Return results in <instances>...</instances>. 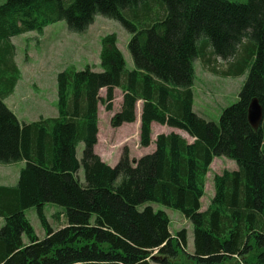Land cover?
Returning a JSON list of instances; mask_svg holds the SVG:
<instances>
[{"label": "trees", "instance_id": "trees-1", "mask_svg": "<svg viewBox=\"0 0 264 264\" xmlns=\"http://www.w3.org/2000/svg\"><path fill=\"white\" fill-rule=\"evenodd\" d=\"M98 15L130 34L134 70L109 35L102 41L101 72L87 66L58 74V116L21 123L4 102L21 76L13 37L43 34L59 21L83 33ZM208 50L232 65L227 76L248 70L239 100L218 123L194 112L195 61L206 60ZM116 89L123 103L111 118L113 128L136 122L142 102L141 146L152 144L153 123L184 131L193 142L160 134L152 154L131 160L125 151L114 167L103 162L94 151L99 105L113 111ZM254 99L264 115V0H6L0 5V165H26L17 185H0V264H183L177 261L187 253V230L173 236L168 214L149 203L191 222L196 264H264V118L254 129ZM218 157L238 169L215 176V195L202 212ZM47 204L63 208L54 215L63 227L51 226ZM32 208L44 239L26 217Z\"/></svg>", "mask_w": 264, "mask_h": 264}, {"label": "rangeland", "instance_id": "rangeland-1", "mask_svg": "<svg viewBox=\"0 0 264 264\" xmlns=\"http://www.w3.org/2000/svg\"><path fill=\"white\" fill-rule=\"evenodd\" d=\"M234 2L245 3L247 0H231ZM6 0H0V5L5 3ZM136 23L135 20L132 19ZM114 34L117 38V47L123 55L127 69L134 70V62L128 49V43L131 39L128 31L118 22L113 19L106 18L98 15L95 18V22L83 33H75L69 30L66 21H59L55 24L49 25L43 34L38 32H28L20 36L13 37V44L17 50V62L20 71H22V81L19 83L16 94L6 101V104L10 108V104L13 102L16 104L14 114L17 115L20 122L30 123L39 113L44 111L43 104L48 112L55 109L54 116H58V97H57V76L60 72L68 67H75L78 71L90 66L97 72H101L100 53L102 49V41L105 37ZM206 60L197 59L195 61L196 80L194 85V112L207 121L218 123L222 111L233 105L239 100L240 91L246 81L248 70L243 75L227 76V72L232 65L227 61H223L220 58L211 54L208 50ZM249 62V60H246ZM37 86L39 88L36 89ZM25 88L27 92L33 91L34 96L39 97L41 104L34 107L30 105H24L21 103L20 98L21 89ZM117 94L118 100L114 104V112L119 111L120 98ZM44 97V98H40ZM101 97H105V93H101ZM53 101L55 104H53ZM141 103L138 104L137 109L140 108ZM52 118V117H51ZM137 120V117H136ZM99 122L101 130L100 147L106 149L105 139H109L120 135L121 140L125 141V145L121 149V153L110 151L107 152L112 155L111 159H105L106 164L114 166L120 155L127 151L131 160H138L139 158L152 154L155 148V141L157 136L162 133L170 132L167 126L153 124L152 127V144L144 148L140 145V139L138 133L141 127L137 121L134 123L123 124V128L111 129L110 114L106 112L105 106L99 105ZM125 125V126H124ZM183 137L189 143L193 142V139L184 131H181ZM109 137V138H108ZM105 147V148H104ZM84 144L81 143L78 147V155L82 158ZM95 153H99L98 148ZM98 155V154H97ZM25 165H0V185L3 186H15L19 180L20 171ZM238 166L235 161L226 157L215 158L210 171L207 175L205 195L201 200V211H205L211 204V201L215 195L214 178L215 176L222 175L224 171L237 170ZM80 180L85 181L84 171L81 169L79 173ZM147 205L152 206L155 210L165 211L171 223V233L173 236L178 231L188 229L189 238L187 253L194 251V233L193 225L191 222H185L182 218V214L166 206L157 203H149ZM143 208V206H142ZM63 208L55 204H47L45 207V215L50 222L51 226L57 230L63 223L58 222L54 215L57 212H62ZM59 214V213H57ZM26 217L35 230L38 238H46V232L41 226L37 212L34 208L26 211ZM61 221L64 222V218L61 216ZM4 226V220L0 219V229ZM24 240H27L25 238ZM180 259L177 261L183 264H196L190 256L186 253H180ZM237 260V259H235ZM239 261V260H238ZM232 261L229 264H234Z\"/></svg>", "mask_w": 264, "mask_h": 264}, {"label": "crops", "instance_id": "crops-1", "mask_svg": "<svg viewBox=\"0 0 264 264\" xmlns=\"http://www.w3.org/2000/svg\"><path fill=\"white\" fill-rule=\"evenodd\" d=\"M46 29V28H45ZM44 29V30H45ZM17 58H18V56H17V53H16V58H15V60H16V63H17V65H18V62H17ZM21 72V76H20V78H19V81H18V83H17V85H16V88H15V90H14V92L10 95V96H8V97H6L5 99H4V102H5V104H6V101H8L10 98H12L15 94H16V92H17V88L19 87V83H21V81H22V78H23V76H22V71H20ZM36 87V89H38L39 90V88L37 87V86H35ZM118 91H120L121 92V90H119V89H116L115 90V96H116V100L115 101H117L118 100V98H117V94H118V96H119V92ZM105 93V95H106V89H102L101 91H100V95H101V93ZM20 98L22 99V101H21V103L22 104H24V105H30L31 107H34V106H36V105H38V104H41V101H40V99H39V97H37V96H34V94H33V91H28L27 92V90L25 89V88H22L21 89V93H20ZM40 98H44V97H40ZM121 100H120V103H121V105H122V102H123V93L121 92V98H120ZM53 104H55L54 103V101H53ZM114 104H115V102H114ZM7 105V104H6ZM11 106H10V110H12L13 112H14V110L13 109H15L16 108V104L15 103H11L10 104ZM121 105H120V108H119V111H120V109H121ZM8 106V105H7ZM43 107H44V111L42 112V113H39V114H37V116L30 122V123H32V122H36V121H38L40 118H51V117H56V116H54L53 114L55 113V109H52V111H50V112H48L47 110H46V108H45V104H43ZM118 112V111H117ZM117 112H114V108H113V111H111V112H108L109 114H110V118H112V116L115 114V113H117ZM15 113V112H14ZM17 116V115H16ZM140 116H141V105H140V108L139 109H137V125H136V128H138L139 127V125H140ZM18 117V116H17ZM19 119V118H18ZM21 123H25V122H21ZM153 124H155V123H153ZM153 124H152V127H153ZM157 124V123H156ZM159 125V124H158ZM111 126V125H110ZM125 126V125H124ZM98 128H99V133H98V144L95 146V150L98 148V150H99V153H97L100 157H101V159L103 160V161H105V159H111L112 158V155L110 154V153H108L107 152V150H108V148H110V151H113V152H116V156H118V153L119 152H121V149H122V147L125 145V142H126V138H125V141L123 140H121V136L119 135L117 138H116V140L114 139L115 138V136L114 137H111V138H109V139H105V141H106V146H107V148L106 149H102L101 147H100V140H101V130H100V122L98 123ZM113 127L111 126V129H112ZM120 128H123V127H119V129ZM113 131H115V130H117V129H112ZM169 131L170 132H166V133H162V134H170V133H177V134H180V135H182L181 134V131L180 130H176V129H172V128H170L169 129ZM160 135V134H159ZM138 138H139V133H138ZM79 147V146H78ZM105 148V147H104ZM94 150V151H95ZM77 157H78V159L79 160H81V158L79 157V155H78V151H77ZM119 159H120V157H119ZM119 161V160H118ZM118 163V162H117ZM116 163V164H117ZM115 164V165H116ZM16 165H26V163L25 162H20V163H17ZM114 165V166H115ZM201 210H202V208H201ZM206 211V210H205ZM182 218H183V220L185 221V222H189L188 220H186L185 218H184V216L182 215ZM171 223H172V220H171ZM170 229H171V224H170ZM189 236H190V234H189V232H188V238H189ZM25 242H27V240H25ZM188 254H190V255H193V253L192 252H190V253H188ZM153 264H155V263H153Z\"/></svg>", "mask_w": 264, "mask_h": 264}, {"label": "water", "instance_id": "water-1", "mask_svg": "<svg viewBox=\"0 0 264 264\" xmlns=\"http://www.w3.org/2000/svg\"><path fill=\"white\" fill-rule=\"evenodd\" d=\"M264 118L263 108L258 99H254L249 108V121L254 129H258Z\"/></svg>", "mask_w": 264, "mask_h": 264}, {"label": "clouds", "instance_id": "clouds-1", "mask_svg": "<svg viewBox=\"0 0 264 264\" xmlns=\"http://www.w3.org/2000/svg\"><path fill=\"white\" fill-rule=\"evenodd\" d=\"M95 150V149H94Z\"/></svg>", "mask_w": 264, "mask_h": 264}]
</instances>
